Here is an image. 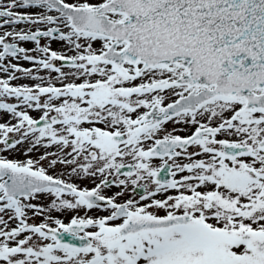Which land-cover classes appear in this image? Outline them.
<instances>
[{
  "label": "snow or ice",
  "instance_id": "6c2138e0",
  "mask_svg": "<svg viewBox=\"0 0 264 264\" xmlns=\"http://www.w3.org/2000/svg\"><path fill=\"white\" fill-rule=\"evenodd\" d=\"M0 264H264V0H0Z\"/></svg>",
  "mask_w": 264,
  "mask_h": 264
},
{
  "label": "rangeland",
  "instance_id": "374dc122",
  "mask_svg": "<svg viewBox=\"0 0 264 264\" xmlns=\"http://www.w3.org/2000/svg\"><path fill=\"white\" fill-rule=\"evenodd\" d=\"M54 47H55V45H54ZM33 156L38 157V154H33ZM71 215H72L71 213H68L66 216L61 217V218L64 219L65 222L67 223L70 220Z\"/></svg>",
  "mask_w": 264,
  "mask_h": 264
},
{
  "label": "flooded vegetation",
  "instance_id": "af4514ba",
  "mask_svg": "<svg viewBox=\"0 0 264 264\" xmlns=\"http://www.w3.org/2000/svg\"><path fill=\"white\" fill-rule=\"evenodd\" d=\"M25 66H28V65H25ZM28 81H18V83H27ZM33 154H38L39 155V153H33ZM25 157H23V156H20V159H24Z\"/></svg>",
  "mask_w": 264,
  "mask_h": 264
}]
</instances>
